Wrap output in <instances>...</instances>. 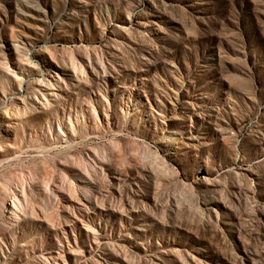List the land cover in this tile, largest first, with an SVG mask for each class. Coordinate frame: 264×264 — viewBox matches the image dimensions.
<instances>
[{"label":"rangeland","instance_id":"374dc122","mask_svg":"<svg viewBox=\"0 0 264 264\" xmlns=\"http://www.w3.org/2000/svg\"><path fill=\"white\" fill-rule=\"evenodd\" d=\"M0 264H264V0H0Z\"/></svg>","mask_w":264,"mask_h":264},{"label":"bare ground","instance_id":"6f19581e","mask_svg":"<svg viewBox=\"0 0 264 264\" xmlns=\"http://www.w3.org/2000/svg\"><path fill=\"white\" fill-rule=\"evenodd\" d=\"M146 25V23H144V26ZM5 127H6V131H9V130H11V125H10V122H5ZM1 206H3V205H1ZM5 208V207H4Z\"/></svg>","mask_w":264,"mask_h":264}]
</instances>
